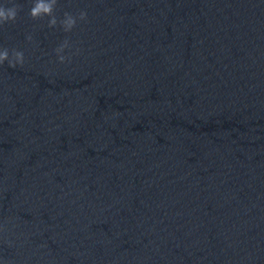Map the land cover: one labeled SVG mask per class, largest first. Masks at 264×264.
<instances>
[{"label": "water", "instance_id": "water-1", "mask_svg": "<svg viewBox=\"0 0 264 264\" xmlns=\"http://www.w3.org/2000/svg\"><path fill=\"white\" fill-rule=\"evenodd\" d=\"M34 4L0 0V264H264V0Z\"/></svg>", "mask_w": 264, "mask_h": 264}, {"label": "clouds", "instance_id": "clouds-1", "mask_svg": "<svg viewBox=\"0 0 264 264\" xmlns=\"http://www.w3.org/2000/svg\"><path fill=\"white\" fill-rule=\"evenodd\" d=\"M56 0H35L34 7L31 9V15L37 16L40 14L46 15L51 17L49 20V27L55 26L57 23L56 18L53 16V5L55 4ZM85 13L81 12L80 18L83 19ZM15 17V10L14 9H5L0 7V23H3L7 20H11ZM75 25V20L65 14V19L62 21V26L65 31L71 30ZM66 46V44L64 45ZM63 50V47L57 49V54L60 62H64L65 57L59 55V53ZM23 53L19 51L12 52L11 56L9 54L8 49H0V64L7 62L9 66H14L18 63H23Z\"/></svg>", "mask_w": 264, "mask_h": 264}]
</instances>
